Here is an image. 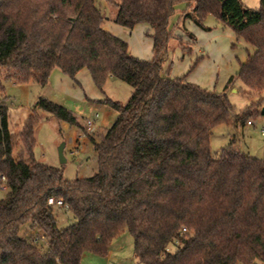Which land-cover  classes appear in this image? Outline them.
<instances>
[{"label":"trees","instance_id":"obj_1","mask_svg":"<svg viewBox=\"0 0 264 264\" xmlns=\"http://www.w3.org/2000/svg\"><path fill=\"white\" fill-rule=\"evenodd\" d=\"M104 3L116 10L112 20ZM180 3L188 6L183 21L209 31L204 22L212 17L248 47L221 92L186 81L199 59L181 77L163 68L169 20ZM107 19L127 30L145 26L152 58L131 56L128 44L104 29ZM0 69V264H80L85 253L107 256L124 231L137 264H264V156L232 144L214 156L210 148L216 126L251 117L249 109L235 112L230 86L264 89V0L256 9L241 0H0ZM53 70L78 85L85 71L102 94L109 78L132 89L124 105L97 101L118 115L98 140L87 135L97 164L89 177L67 180L60 168L34 159L36 113L17 135L18 164L12 160L2 82L45 86ZM33 109L80 127L43 97ZM49 199L68 207L71 225L57 226Z\"/></svg>","mask_w":264,"mask_h":264},{"label":"rangeland","instance_id":"obj_2","mask_svg":"<svg viewBox=\"0 0 264 264\" xmlns=\"http://www.w3.org/2000/svg\"><path fill=\"white\" fill-rule=\"evenodd\" d=\"M180 6L185 9L184 3L177 4L169 20L173 36L168 44V56L163 68L165 71L168 70L170 77H181L186 75L194 62L199 59L196 67L186 76V81L210 91L221 92L228 78L237 74L238 61H243L246 46L232 31L221 27L220 24L215 23L216 21H213L214 25L209 28V31L200 29L195 33L192 27L188 29L184 21L180 20V15L183 16V13L181 14L183 10L179 11ZM102 11L111 20L116 13L115 8L108 3H104ZM143 27V32L137 29L132 31L125 29L127 33L125 41L131 56L147 60L152 58L153 52L151 41L145 35L147 28L140 26L139 29ZM178 33L184 36L180 38ZM57 72L50 74L45 86L34 82L24 85L8 80L2 82L8 109V130L14 138L11 157L18 164L21 142L17 135L27 117L36 113L39 119L34 127V159L47 166L60 168L67 180L89 177L96 171L97 164L87 135L98 140L112 126L118 115L109 106L89 99L101 96L102 99L108 98L124 105L129 100L132 89L118 79L109 78L103 86L102 94L94 87L87 73L89 83L84 84L82 73H80L76 77L79 81L78 85ZM5 77L6 72L0 69V80H4ZM39 97L70 111L77 118L80 127L70 126L47 113L33 109ZM227 97L235 112L239 113L247 109L251 111V117L248 120L253 124L245 123L237 127L232 124L216 126L210 138L212 154L217 156L222 148L232 144L240 152L262 159L264 116L260 112L264 108V89L257 92L237 83L230 86ZM89 123L93 131H90L88 127ZM61 145H63L64 164L60 163L58 155ZM5 193V190H1L0 197H3ZM55 218L59 228H66L74 221L71 214L58 208H55ZM27 229L28 225L22 226L20 235ZM133 244V237L124 231L112 240L107 256L85 253L80 264H137Z\"/></svg>","mask_w":264,"mask_h":264},{"label":"crops","instance_id":"obj_3","mask_svg":"<svg viewBox=\"0 0 264 264\" xmlns=\"http://www.w3.org/2000/svg\"><path fill=\"white\" fill-rule=\"evenodd\" d=\"M242 1V3L245 5V6H247L248 8H251V9H256V8H258L259 7V0H241ZM180 10H183L182 12H181V14L182 13H184V12H186L187 10H188V6L185 4V9H183V8H181V6H180V9H179V11ZM182 17V15H180V20L182 19L181 18ZM213 21H215L212 17H208L206 20H205V22H204V26L205 27H208V28H210L211 26H213L214 25V22ZM216 23V22H215ZM184 24H186L187 25V28L188 29H191V27H192V30L196 33V31H199L200 30V28H198V27H196L192 22H190L189 20H186V21H184ZM141 26V25H140ZM140 26H136L134 29H137L138 31H144V27L141 29H139V27ZM222 27V26H221ZM146 28V27H145ZM170 28V27H169ZM186 28V29H187ZM104 29L106 30V31H108L109 33H111V34H113L114 36H121V37H118V38H122V40H126V32H125V28H122V27H120V26H116V24H114L113 22H111V21H109L108 19L105 21V23H104ZM126 31H132V30H127L126 29ZM147 31V30H146ZM172 31V30H171ZM203 31V30H202ZM132 33V32H131ZM178 36H180V38L181 37H183L184 35L183 34H177ZM182 35V36H181ZM126 42V41H125ZM243 43V42H242ZM244 44V43H243ZM245 45V44H244ZM234 46V45H233ZM246 47L244 48L245 50L248 48L247 47V45H245ZM128 48H129V46H128ZM246 53V52H245ZM245 57H246V54H245ZM245 57L243 58V61L245 60ZM242 61V62H243ZM240 61H238V63H239ZM55 71H58V70H53L51 73H53V72H55ZM59 72V71H58ZM57 72V73H58ZM60 73V72H59ZM80 73H82V79L84 80V84L85 85H87L89 82H87L88 81V79H87V76H86V72L85 71H81ZM79 73V74H80ZM79 74L76 76V77H78L79 76ZM60 75V74H59ZM100 98H98V97H92V98H90L89 100L90 101H92V102H97V101H99V100H101L102 99V97L101 96H99Z\"/></svg>","mask_w":264,"mask_h":264},{"label":"built area","instance_id":"obj_4","mask_svg":"<svg viewBox=\"0 0 264 264\" xmlns=\"http://www.w3.org/2000/svg\"><path fill=\"white\" fill-rule=\"evenodd\" d=\"M252 124H253V122H251V121L247 122V125H252ZM88 127H90V131L91 130L93 131L90 123L88 124ZM0 190H4V187H0ZM47 203H48V205H52V206L58 208L59 210H63L64 212H67V210H68V207L66 205H64L61 201H57L54 203V201L52 199H49ZM185 231H186L185 229H182V232H185Z\"/></svg>","mask_w":264,"mask_h":264},{"label":"water","instance_id":"obj_5","mask_svg":"<svg viewBox=\"0 0 264 264\" xmlns=\"http://www.w3.org/2000/svg\"><path fill=\"white\" fill-rule=\"evenodd\" d=\"M261 115L264 116V108H262L261 112H260ZM58 155H59V161L61 164H64L65 163V159L63 157V145H61L58 149Z\"/></svg>","mask_w":264,"mask_h":264}]
</instances>
